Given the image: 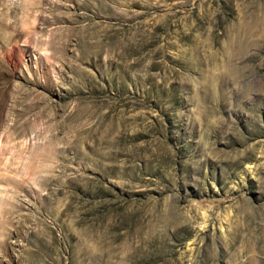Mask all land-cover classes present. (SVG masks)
Returning <instances> with one entry per match:
<instances>
[{
    "label": "rangeland",
    "instance_id": "1",
    "mask_svg": "<svg viewBox=\"0 0 264 264\" xmlns=\"http://www.w3.org/2000/svg\"><path fill=\"white\" fill-rule=\"evenodd\" d=\"M0 264H264V0H0Z\"/></svg>",
    "mask_w": 264,
    "mask_h": 264
}]
</instances>
